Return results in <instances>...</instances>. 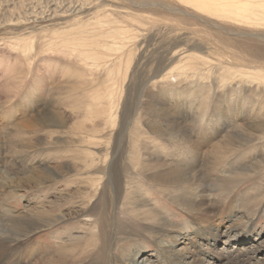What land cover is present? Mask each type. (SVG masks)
Wrapping results in <instances>:
<instances>
[{
	"label": "rangeland",
	"instance_id": "obj_1",
	"mask_svg": "<svg viewBox=\"0 0 264 264\" xmlns=\"http://www.w3.org/2000/svg\"><path fill=\"white\" fill-rule=\"evenodd\" d=\"M131 1L153 0H0V223H22L20 220L45 223L34 215L37 210L51 209V206L56 208L51 211L55 217L64 214L61 220L54 222L57 225L19 238L31 240L36 248L34 254L28 249L20 253L13 251L12 260L6 259L4 264H264V108L258 116L261 131H253L257 139L233 137L239 132L245 135L252 132L243 130L250 124L241 128L238 123L241 119L248 122L251 117H256L250 115V109L258 108L260 104L264 107V92L254 93L247 88L229 104L221 99L226 96L223 94L225 90H214V95H211L205 89L198 90L187 80L177 84L172 82L171 86L154 83L152 76L157 63L149 62V57L161 54L164 45L175 37L194 36L188 33L194 25H190L189 31L185 26L186 30L180 29L181 25L173 32H169L161 22L154 26H140L138 38L128 45L131 54L121 55L120 71L112 78H107L105 69L95 71L75 57L52 51L54 47H50L51 44L63 43L64 37L66 45L71 43L80 30L78 26L87 25L88 29L101 30L104 26L91 24L96 18L105 19L107 16L127 20L123 14L131 11L145 16H168L162 9L140 8L132 5ZM83 21L89 24L76 26ZM127 22L129 29L130 25L139 27L131 20ZM150 35L155 38L147 45L145 40ZM182 41V44L189 43ZM67 49L73 51L70 46ZM260 60L264 62V57ZM54 66L62 70L59 73L62 79L58 78L56 83L54 77L51 78ZM42 75L46 78L42 82L46 81L48 85L43 89L45 91L40 92ZM111 91L113 97L110 96ZM219 95L223 101L220 107L227 106L230 115H227L220 134L212 140H205L203 124L198 120L204 113L207 114L203 115L206 120L210 113L216 111ZM111 100L115 102L113 108L109 103ZM158 105L162 107L156 114L161 116L159 122L163 129L176 122L180 128H186L190 138L196 141L194 144L198 146L199 154L195 160H189L192 152L176 154L179 148L173 146L175 141L166 135L141 136L140 139L155 143L157 147L163 146V149L160 156L159 152H142L141 161L144 163L140 165V171L135 174L131 168L121 173L122 184L118 191L109 163L121 152L114 154L112 148L120 140V147L130 144L127 139L129 130L124 127L121 132L119 120H125L126 125L138 119L142 130L146 131L149 108ZM53 106L65 113L68 125L73 126L75 121L82 120L86 128L80 132L58 128L55 130L59 133L52 139L74 141L84 138L88 136L85 134L88 130L91 132L94 119L105 130V135L103 131L95 134L97 138L103 137V144L88 148L78 142L67 146L52 145L49 137L43 140L44 133L23 127L31 114ZM96 108L99 111L95 115L93 109ZM239 110L241 112L238 113ZM108 113L116 117L113 127L105 124ZM214 118L215 113L210 120ZM205 125L209 124L206 122ZM212 132H207L205 137H212ZM178 142L182 143H178L180 147L189 145ZM84 148L95 152L96 166L78 173L75 164L83 165L81 159L91 160L83 152L75 159L77 152ZM105 153L107 157L104 159ZM157 157H161L159 161ZM61 165H64V170ZM45 166L49 167L52 176L36 185L31 178L32 173ZM169 169L182 179L165 183L147 180V176ZM10 177H20L21 180L19 183L16 179L17 183L10 182ZM125 179L137 183L133 186L130 182L124 187ZM102 191H106L110 211V223L105 227L107 239H102L100 230L97 234L93 227L96 219L101 218V204L98 202ZM194 197L197 200L203 198L204 203L194 206ZM226 225L231 228L224 233ZM215 227L220 231L218 235ZM178 237L181 248L174 245V238ZM104 241L107 247L100 253ZM14 244L9 243L11 246ZM185 255L194 262L188 263ZM0 260L3 259L0 257Z\"/></svg>",
	"mask_w": 264,
	"mask_h": 264
},
{
	"label": "bare ground",
	"instance_id": "obj_2",
	"mask_svg": "<svg viewBox=\"0 0 264 264\" xmlns=\"http://www.w3.org/2000/svg\"><path fill=\"white\" fill-rule=\"evenodd\" d=\"M131 2H132V5H136L140 8L141 7H147V8L153 7L157 9L158 8L162 9L163 11H165V13L168 14V16L167 15L163 17L150 16V15L145 16L144 14L143 15L139 14L136 11L135 12L131 11V13H124L123 16L128 21L131 20V22L134 25H139V27H133L132 25H130L131 29L128 28L129 25H128L127 20H123L119 18H108L106 16L105 19H103L104 18L103 17L101 19L96 18L94 19V21H91V24L99 25L102 27L104 26L101 30L100 29H88L87 25H82V24L83 23L89 24V22L83 21V22L76 24V26L78 25H82V26H78L80 27V30L75 33L73 37L74 40L71 43H68L66 45V43L64 42V39L66 37H64L63 43L55 42L53 43V45L50 43L51 44L50 47L52 46L54 47L52 51L60 53V54H65L67 56L69 55L70 57H75V59L81 60V62H83L84 65L92 67L95 71L101 68L105 69L107 72V78H112V77H115V74L119 73L120 71V68H121L120 64L122 62L121 55L125 54V56H128L129 54H131L129 52V50L131 49L128 45L130 43H134L135 39L138 38L139 34L137 33H139L140 31V26H144L146 24L147 26L148 25L154 26L156 24L158 25V23L161 22L164 25V27L168 29L169 32H173L175 30H178L179 28L178 26L181 27V25H183L180 29L184 30L186 27L187 31H189V29L191 28L190 25H194L192 26L193 30L188 32L194 36H190V37L185 36L183 38L175 37L171 42L169 41L168 45L167 44L164 45L165 48L162 50L161 54L157 53L156 56H153L154 54L151 55L148 61L149 62L156 61L157 63L156 68L153 71V76H152V78L154 77L153 78L154 83L160 82L164 84V86H168V85L171 86L172 82L174 83L176 82L177 84V83L182 82V80H187L192 85L197 86L198 90L205 89L206 91L210 92L211 95H214L215 91L217 90L218 91L225 90L223 94H226V96H223V98H221L222 96L220 97L219 95L217 97L216 111L213 113H210V116H209L210 118H212L215 113L216 118L212 120H210V118H206L205 120V117L203 115L206 113H204L201 116V120H198L203 124V129L205 132L204 133L205 140L206 139L212 140L213 137L218 136L225 126L224 124L227 121L226 120L227 115H230L229 114L230 111L228 110L227 106H225L223 109L220 107L221 103L223 102V101L221 102L220 98L223 100L225 99L230 104L232 99H235L236 101L237 97L239 98L240 94L245 92L247 88H249L248 90L250 91L252 90L254 93H260L261 91L264 92V62L260 60L264 57V0H153V1H144L142 3L134 2V1H131ZM87 34H92V35L89 36ZM150 36L151 37H149L148 39H146L147 37L145 38L146 39L145 43L147 45H150L153 38H155L152 35ZM191 37L195 39L193 40L191 39ZM182 39L185 42H189V43L182 44L183 43ZM68 46L72 48L73 50L72 52H70L67 49ZM127 47H129V49ZM53 68L55 70L52 73L53 75H51V78L54 77V82H55L58 80V78H61L60 77L61 74L59 73L62 72V70L58 66H54ZM68 72L69 71L67 70V73ZM44 76L45 75L41 76V79L39 82L41 83L40 92L45 91L43 89H45L47 87L46 85H48L46 81L42 82L43 79H46ZM47 79H49V76ZM135 87H137V85ZM149 93L150 92H148L147 94ZM112 95H113V92L111 91L110 96ZM156 96H153V97H156ZM98 101L101 103V99H99ZM109 103L112 105V108H113V105L115 103L114 100L109 101ZM89 106L91 108V104H89ZM158 106H151L149 108L150 119L148 120L146 131H143L144 128L142 130V128L139 125L138 119H134L129 124L126 123V125L124 122L125 120L123 121L119 120V126H121L120 131L122 132V129L124 127L125 129L129 130L127 131L128 132L127 139L129 141L128 143L130 144L129 146H125V144H123L120 147L121 145L119 143L121 141L120 140V141H117L118 143H114L118 145L117 146L113 145V148H112L114 150V154H116L119 151L121 152L119 157L117 156L114 157V159L113 160L111 159L112 161L109 163L110 173L112 174V178L115 179L114 186L117 188L118 191L122 184L120 179L122 178L121 176L123 174L120 175L121 173H124V171H126L127 169L129 170L131 168L135 174H138V172L140 171V168H141L140 165L144 163V162L142 163L141 161L142 152L145 153V151H148L147 153H149V150H150L151 152H154L157 154L159 152L158 155L160 156V152L163 149V146L157 147L155 143L151 144L147 141H144L143 139H140L141 136H145L149 138L150 135H154V134L166 135V137H169V139H173L175 141L174 143H172L173 146L179 148V152L176 151V154L178 153L183 154L184 152L188 153L187 152L188 150L192 152L191 154L192 156L189 155L190 156L189 160L191 159L195 160L196 155L199 154V148L196 144H194L196 143V141L194 142V140L190 138V133L189 131H187L186 128H183V127L180 128L179 127L180 125L178 126L176 122L175 124L168 123V124H173V125H170L169 126L170 128L163 129L164 127L162 126V123L159 122V118H161V116L159 114H156L161 109L162 106H159V107ZM257 107L258 108L252 107V109H250L252 110L250 112L251 113L250 115L251 116L255 115L256 117H251L250 121L248 122H246L245 119H241L238 123L241 126V128L242 126L246 127L247 123L250 124V126H248L247 128H243V130L246 131L247 129H249L252 132L249 133V135H245L243 132H239L237 134L235 133L236 135L233 136L234 138L243 139V140H245V137L246 138H256V139L258 138V136L255 137V134L253 133V131H255V133L257 131L259 132L261 131V129L259 128L261 126L260 125L261 121L258 119V116L264 107L263 105L261 106V104L258 105ZM57 108H58L57 106H53L51 109H48V110L42 109L41 111L39 110L36 111L34 114H31L28 120L25 121L26 125L23 127L27 129L28 128L33 129L35 133L36 132L44 133L43 140L45 141L49 137L50 139L48 141H50L52 145L59 143L62 146H67L68 143L74 144L75 142H78V143H82L83 145H86L88 148L89 146L91 147V146L103 144L102 143L103 141H101L103 137L99 136L100 138H97L95 137V134L97 133L101 134L104 128H102L99 123H95L94 119H92V123L90 126L91 132H89L88 130L85 133L88 136L84 138L79 137V139H76L74 141L73 140L70 141L69 139L67 140L65 139L61 141L59 140L60 138L52 139L55 137V135L57 136V134L59 133V131L55 130L58 128L60 129L67 128V129H70V131L79 130V132L81 131L80 129L86 128V125L83 124L82 120L75 121L74 122L75 125L73 126L68 125L67 118H65V113L61 109L56 110ZM93 110L95 112V115L99 111L98 108H96V110L95 109ZM237 112L239 113L241 112V110ZM173 114L174 113H172V115ZM106 117L107 118H106L105 124L106 123L110 124V126L112 127L115 126L116 117L113 116L112 113L111 114L108 113ZM206 122L209 125H205ZM50 127H53V128H50ZM131 128L133 129L132 131H131ZM211 130L213 131L211 134L212 137L206 138L205 134H207V132H210ZM105 134L106 133L104 132V135ZM116 134L115 136L117 137ZM119 136L122 137L121 134H119ZM36 139L40 141L39 137H37ZM178 141L188 143L189 145H183L182 147H180V144L178 143H181V142H178ZM42 144H44V142ZM202 148L200 150H202ZM80 152L85 153V155L91 160L87 162V160H85L86 158L81 159V161H83V165L82 163L81 164L76 163L74 168H76L78 173H82L86 171L88 168H91L92 166H94L95 165L94 159L96 156V155L94 156L95 152L84 148V149H80L77 152V156L75 157V159H78V157H80L78 155ZM123 153L124 154L126 153V154L123 155ZM103 157L105 159L107 157V154L105 153ZM158 158H161V157H157L156 158L157 161H159ZM61 167L63 169L64 165H61ZM103 168L105 169V167ZM63 170L61 172H63ZM98 171H101V170H98ZM26 173H29V172H26ZM86 173H89V172L87 171ZM172 173L173 172L171 171V169H169V171L161 170L159 172H156L154 174L147 176V180L150 181V183L151 182L157 183L158 181H160L161 183H165L168 180L172 182H176L180 180L181 177L179 175L177 176V173H174V174ZM32 174L33 175L31 176V178L33 179L36 185L42 184L43 181L50 179L52 176L51 170H49V167H46V166L42 168L41 170H38L37 172H34ZM93 174L91 175L92 177L94 176ZM95 174L97 175V173ZM23 176L24 175H22V177ZM97 178L99 179V177ZM15 179L18 180V183L21 180L20 177H17ZM15 179L11 178L10 182H16ZM92 180H90L89 182H91ZM130 182H131V185L133 186L137 183L136 181H127L125 179L123 181L124 187H126V185L129 184ZM97 183H99V181ZM192 200H193L192 203L196 207L197 205H202V203H204L203 198H201L200 200H197V198L194 197ZM98 203L101 204V215H100L101 218L96 219V223H94L93 227L95 228L94 231L95 232L97 231V234H98V231L100 230L99 232L102 233V236H101L102 239L103 237L107 239L108 235L106 234L105 227L107 226V224L110 223V211L108 209L106 191H102V194L99 197ZM55 209H56L55 206L54 207L51 206V209L47 208L45 210L36 211L34 215L35 218L37 217L45 223H40V221H38L39 223L38 222L37 223H24L23 220H20L22 223H17V222L16 223H6V224L0 223V257L1 259H3V260H0V264H4V261L6 259L12 260L13 251L20 253L21 251L28 249L29 251L32 252V254H34L36 248L34 249V245L31 242V240L27 239L26 241H22V240H19V238L28 237V235L31 234L32 231H39L42 228H49V227H53L54 225H57V223H54V222H57L58 219L61 220V217L64 214H62V212L60 211L62 215L55 217V215L51 213V211ZM223 228L225 229V231L223 230V232L225 233L226 230L230 229L231 227L230 225H226ZM214 231L217 235L220 233V231L216 227ZM174 239L176 241V244L174 243L175 246H179V245L182 246V243L179 237L178 239L177 238H174ZM225 241H228V239ZM11 242L12 243L15 242V244L13 246L9 245V243ZM106 247H107V243L104 241L103 246L101 247L100 253H103ZM178 248H181V247L179 246ZM80 249L82 250V248ZM184 258L185 260H187L188 263L191 261L194 262L193 260H188L189 256L187 255H185ZM134 264H139V263L136 262Z\"/></svg>",
	"mask_w": 264,
	"mask_h": 264
}]
</instances>
